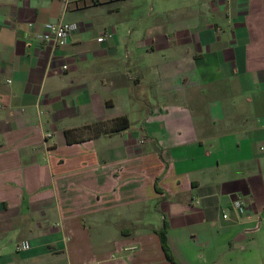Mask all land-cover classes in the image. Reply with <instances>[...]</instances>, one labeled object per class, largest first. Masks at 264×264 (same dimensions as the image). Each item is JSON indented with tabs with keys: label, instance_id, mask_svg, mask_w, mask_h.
Wrapping results in <instances>:
<instances>
[{
	"label": "crops",
	"instance_id": "0c3cea01",
	"mask_svg": "<svg viewBox=\"0 0 264 264\" xmlns=\"http://www.w3.org/2000/svg\"><path fill=\"white\" fill-rule=\"evenodd\" d=\"M0 264H264V0H0Z\"/></svg>",
	"mask_w": 264,
	"mask_h": 264
},
{
	"label": "built area",
	"instance_id": "2783aa9c",
	"mask_svg": "<svg viewBox=\"0 0 264 264\" xmlns=\"http://www.w3.org/2000/svg\"><path fill=\"white\" fill-rule=\"evenodd\" d=\"M78 29L76 22H62V21H49L43 24L42 31L36 35L40 42L50 44L54 47L64 46L68 42L69 36ZM108 37L112 34H108ZM104 39V36L98 37V41ZM232 207L239 213L245 212V205L241 200H234ZM223 217H227V214H223ZM30 247L28 241H20L16 244L17 251L26 250Z\"/></svg>",
	"mask_w": 264,
	"mask_h": 264
},
{
	"label": "trees",
	"instance_id": "16d2710c",
	"mask_svg": "<svg viewBox=\"0 0 264 264\" xmlns=\"http://www.w3.org/2000/svg\"><path fill=\"white\" fill-rule=\"evenodd\" d=\"M122 119L124 120V124L122 127H119V125L117 124L120 119L119 118L116 119V123H115L114 128H113L114 131L128 126L127 119L125 117H122ZM68 134H69V130L66 131V136H68ZM68 141H70L69 138H68ZM167 227H168L167 222L164 221L162 228L158 231V235H159L161 246L164 250L166 257L168 259H170L171 261H173V258L171 257V254H170L169 246H168L167 241H166Z\"/></svg>",
	"mask_w": 264,
	"mask_h": 264
}]
</instances>
